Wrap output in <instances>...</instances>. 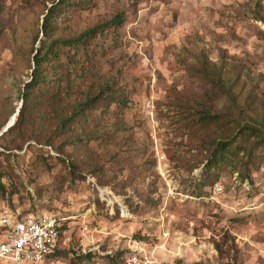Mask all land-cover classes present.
I'll use <instances>...</instances> for the list:
<instances>
[{
  "label": "rangeland",
  "instance_id": "374dc122",
  "mask_svg": "<svg viewBox=\"0 0 264 264\" xmlns=\"http://www.w3.org/2000/svg\"><path fill=\"white\" fill-rule=\"evenodd\" d=\"M52 2L0 0V115L15 111L7 125L32 73L15 53L38 48ZM69 4L61 27L120 21L82 51L88 83L109 87L73 140H47L40 117L0 138V216L59 219L66 254L42 264H264V144L234 142L235 154L211 164L214 132L179 119L183 108L229 105L192 75L204 54L240 75L243 116L264 123V0Z\"/></svg>",
  "mask_w": 264,
  "mask_h": 264
},
{
  "label": "trees",
  "instance_id": "16d2710c",
  "mask_svg": "<svg viewBox=\"0 0 264 264\" xmlns=\"http://www.w3.org/2000/svg\"><path fill=\"white\" fill-rule=\"evenodd\" d=\"M70 6L69 0H53L51 6L46 7L43 18L39 19L42 34L38 37V48L28 55L20 50L15 53L17 63L19 54L26 57V64L32 73L30 80L20 89L22 103L14 124L4 130L14 110L5 117L0 115V138L23 131L29 120L35 124L36 118L40 117L41 126L51 128L45 135L47 140L53 135L65 139L72 137L70 140H73L77 123L88 120L109 87V84L105 86L93 80L91 85L88 83L92 69L82 56V51L89 53L99 33L107 25L117 26L120 21H98L82 30L72 29L74 27L70 25L61 27L55 18L66 14ZM71 50H75L73 57L66 62L62 60V55ZM225 67L224 60L213 61L203 54L192 63L190 69L194 77L208 84L219 96L224 94L228 98L226 110L212 111L210 107L200 105L192 109L183 108L179 118L181 126L204 133L214 132V137H206L213 146L209 158L211 164H219L227 156L235 154L234 142H248L255 138L258 144H264V123L250 121L243 116L250 97L244 101L241 98L242 92L237 87L240 75L229 76ZM243 178L240 175V179ZM59 230L58 246L52 257L66 254L61 224Z\"/></svg>",
  "mask_w": 264,
  "mask_h": 264
},
{
  "label": "built area",
  "instance_id": "2783aa9c",
  "mask_svg": "<svg viewBox=\"0 0 264 264\" xmlns=\"http://www.w3.org/2000/svg\"><path fill=\"white\" fill-rule=\"evenodd\" d=\"M246 187L251 185L248 181ZM215 189L221 191L217 186ZM60 222L54 214L0 216V264H42L52 258Z\"/></svg>",
  "mask_w": 264,
  "mask_h": 264
},
{
  "label": "water",
  "instance_id": "95a60500",
  "mask_svg": "<svg viewBox=\"0 0 264 264\" xmlns=\"http://www.w3.org/2000/svg\"><path fill=\"white\" fill-rule=\"evenodd\" d=\"M19 112V111H18ZM12 123L8 124L7 127L4 129V130H7L10 126H11ZM2 133H0L1 135Z\"/></svg>",
  "mask_w": 264,
  "mask_h": 264
}]
</instances>
